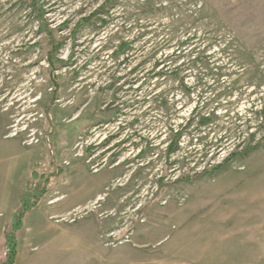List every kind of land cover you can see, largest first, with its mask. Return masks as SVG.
Here are the masks:
<instances>
[{
  "label": "rangeland",
  "instance_id": "374dc122",
  "mask_svg": "<svg viewBox=\"0 0 264 264\" xmlns=\"http://www.w3.org/2000/svg\"><path fill=\"white\" fill-rule=\"evenodd\" d=\"M38 1L71 63L0 0V264L34 168L16 264H264V140L191 179L264 136V0Z\"/></svg>",
  "mask_w": 264,
  "mask_h": 264
},
{
  "label": "trees",
  "instance_id": "16d2710c",
  "mask_svg": "<svg viewBox=\"0 0 264 264\" xmlns=\"http://www.w3.org/2000/svg\"><path fill=\"white\" fill-rule=\"evenodd\" d=\"M117 0H105L103 4H101L94 12H92L87 18H84L81 20L78 24L83 25L85 22H90L95 16L101 15L105 13V10L108 5L111 3H114ZM27 5L31 8L32 12L36 14V17L39 21V30L40 32L47 38L48 40V46L49 49L47 51V62L50 67V72L52 74V79H54L53 82L56 86H58L57 81V75L55 72L62 67H65L69 65L70 59L69 60H64L63 58L58 56V53L60 49L63 47L64 43L63 40L59 39L57 37V32L58 29L53 28L47 23L46 20V12L45 9L43 8L42 4L38 0H26ZM65 26L62 25L59 28ZM77 29H74V32H76ZM130 44L123 42L120 44V48L116 51V54L123 53L129 49ZM58 87H56V91H58ZM56 95V93H55ZM207 121V119H204V122ZM182 130H177L174 132V140L172 144L170 145L169 150L171 152L177 151L179 147V139L181 137ZM264 136L262 139L258 140L257 142H249L248 146L241 150L240 152H234L231 153L230 156L224 160V162L218 164L215 167H211V169L203 170L201 173H198L191 177V179H196L199 178L203 175H211L213 173H217L221 168H224L226 165H229L232 161L235 159L239 158L242 155H247L251 153L253 150L257 149L263 142ZM36 176H44L43 173H40L38 171V168H34L32 173L30 174V177L26 181V191L24 195L20 199V205L17 207V210L14 212L12 216V220L9 223L8 227L5 230V240H6V259L3 263L1 264H16L17 263V258H18V248H19V242L17 240V235L18 232L24 229L25 226V220L26 217L29 215V211L32 208H35L38 206L41 198L47 194L48 191L42 190L38 191L35 195L36 199L32 200V191H37L35 189V177ZM183 177V176H182ZM182 177L179 176L181 179Z\"/></svg>",
  "mask_w": 264,
  "mask_h": 264
}]
</instances>
